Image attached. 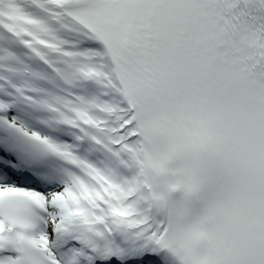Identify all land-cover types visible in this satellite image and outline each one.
<instances>
[{
  "label": "snow or ice",
  "instance_id": "1",
  "mask_svg": "<svg viewBox=\"0 0 264 264\" xmlns=\"http://www.w3.org/2000/svg\"><path fill=\"white\" fill-rule=\"evenodd\" d=\"M0 264H264V0H0Z\"/></svg>",
  "mask_w": 264,
  "mask_h": 264
}]
</instances>
